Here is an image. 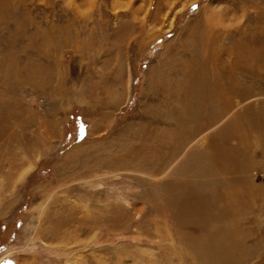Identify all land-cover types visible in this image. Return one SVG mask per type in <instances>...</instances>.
Instances as JSON below:
<instances>
[{
	"label": "rangeland",
	"instance_id": "374dc122",
	"mask_svg": "<svg viewBox=\"0 0 264 264\" xmlns=\"http://www.w3.org/2000/svg\"><path fill=\"white\" fill-rule=\"evenodd\" d=\"M210 258L264 264V0H0V264Z\"/></svg>",
	"mask_w": 264,
	"mask_h": 264
},
{
	"label": "bare ground",
	"instance_id": "6f19581e",
	"mask_svg": "<svg viewBox=\"0 0 264 264\" xmlns=\"http://www.w3.org/2000/svg\"><path fill=\"white\" fill-rule=\"evenodd\" d=\"M194 208V207H193ZM175 218V217H174ZM215 256V255H214ZM214 256H210V257H214ZM219 258H222V256L220 257V256H218ZM230 257V256H229ZM224 258H226L225 257V255H224ZM230 259H231V257H230ZM206 261V263H208V264H224V262H226V261H224V260H221V259H215V258H210V259H208V260H205ZM228 261V260H227ZM205 263V264H206Z\"/></svg>",
	"mask_w": 264,
	"mask_h": 264
}]
</instances>
